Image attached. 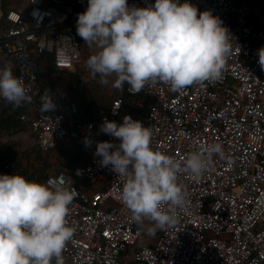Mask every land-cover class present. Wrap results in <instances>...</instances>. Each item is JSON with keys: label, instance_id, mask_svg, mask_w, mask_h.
<instances>
[{"label": "built area", "instance_id": "built-area-1", "mask_svg": "<svg viewBox=\"0 0 264 264\" xmlns=\"http://www.w3.org/2000/svg\"><path fill=\"white\" fill-rule=\"evenodd\" d=\"M13 1L0 15V66L11 65L27 87V99L15 106L22 110L19 120L42 155L59 148L81 155L78 165L48 171L42 181H62L76 191L67 214L75 232L63 252L65 264H264V67L257 52L264 29L253 21L249 0H192L221 16L232 33L220 79L182 90L156 82L129 91L125 82L108 111L88 120L76 100L63 105L61 94L40 78L46 57L60 72L80 64L87 43L76 22L88 0ZM128 2L147 6L149 0ZM43 93L54 96L55 108L41 111ZM126 114L151 126L153 148L180 158L221 142L228 157L214 155L199 177L179 174L188 203L177 223L155 234L146 231L151 221L141 225L131 218L119 199L118 174L94 154L96 141H118L100 131L104 118L122 121ZM14 172L21 174L0 161V173Z\"/></svg>", "mask_w": 264, "mask_h": 264}, {"label": "clouds", "instance_id": "clouds-1", "mask_svg": "<svg viewBox=\"0 0 264 264\" xmlns=\"http://www.w3.org/2000/svg\"><path fill=\"white\" fill-rule=\"evenodd\" d=\"M77 33L91 48L86 65L114 87L129 84L139 91L164 82L182 90L196 82L222 77L232 51V33L212 9L200 10L192 0H88L78 13ZM264 67V45L257 49ZM28 97L22 78L11 65L0 66V98L20 105ZM41 111L56 107L43 93ZM100 131L116 138L96 141L95 156L111 166L121 182L119 199L149 234L177 223L188 194L178 182L181 172L203 175L214 155L226 157L221 142H212L176 157L152 146V128L131 114L122 121L104 118ZM93 138L85 137L91 145ZM76 191L62 181H37L20 173H0V264H65L63 254L75 227L67 214Z\"/></svg>", "mask_w": 264, "mask_h": 264}, {"label": "rangeland", "instance_id": "rangeland-1", "mask_svg": "<svg viewBox=\"0 0 264 264\" xmlns=\"http://www.w3.org/2000/svg\"><path fill=\"white\" fill-rule=\"evenodd\" d=\"M2 1V0H0ZM4 9L0 8V12ZM95 49L91 48L86 44L82 48V58L80 64L69 66L68 71L74 72L77 78L73 81L69 80L68 77H64L65 82L70 85L66 87V90L61 92L63 98L68 96L71 99L76 100L82 108H94L98 112L105 111L110 100L114 94L118 92L119 87H114L112 81L115 79V75L109 77L108 83H102L100 74L93 75L91 70L86 65L88 56ZM46 66H41V71L44 75L43 83H52L53 86L57 85V82H61L63 79L59 74L54 73L57 77L54 81L50 80V75L45 71ZM69 97V98H70ZM12 103L0 98V115L5 108H8ZM14 117V110L10 113ZM6 141V143H4ZM4 144V145H3ZM4 147L15 151L14 154L20 159L23 164L27 167V170L33 173L35 176L44 174V168L40 161H37V150L34 136L31 134L30 129L17 121V119L8 120L6 123L0 125V154L4 156ZM16 148V149H14ZM8 149V150H9ZM7 153H10L9 151ZM48 171H51L50 169Z\"/></svg>", "mask_w": 264, "mask_h": 264}, {"label": "trees", "instance_id": "trees-1", "mask_svg": "<svg viewBox=\"0 0 264 264\" xmlns=\"http://www.w3.org/2000/svg\"><path fill=\"white\" fill-rule=\"evenodd\" d=\"M13 4H14L13 0H2V8L12 6ZM42 65L46 66L45 71L50 73V75L51 73L53 74L55 72L56 74L61 73L56 68L55 64L53 63V60L50 57H46V59L42 61L41 66ZM40 78L41 79L44 78L42 71H41ZM116 94L112 96L111 100L114 99ZM111 100H110V103H111ZM110 103L108 104L106 110L102 112H98L96 109L94 112L93 111L94 108H87V109L83 108L84 109L83 118L85 120H88V119H91V118H94L101 114L106 113L108 111ZM12 110H14L15 119H17V121L21 123V121L19 120V114L22 112V110L16 108L12 104L10 107L5 108L4 111L1 113L0 125L6 123L8 120L14 119V117L11 114H8ZM9 152L10 153L6 155V159L3 160L4 162L9 161L12 164V166H14L15 170H21V174L25 175L27 178L41 181V182L47 177L49 169L54 172H57L60 169H72L73 167L78 165L81 160L80 152L76 148H72L70 152L67 148H59L56 152L46 154L45 156L42 155L41 152L36 151L37 152L36 160L40 161L41 164L43 165L44 174H41V175L36 174L35 176L33 173L27 170V167L23 164V162L20 159L17 158L16 155L11 156V154H14L15 152H12V150H9Z\"/></svg>", "mask_w": 264, "mask_h": 264}, {"label": "crops", "instance_id": "crops-1", "mask_svg": "<svg viewBox=\"0 0 264 264\" xmlns=\"http://www.w3.org/2000/svg\"><path fill=\"white\" fill-rule=\"evenodd\" d=\"M249 3L251 5V8H252V19L253 21L258 25L260 26L261 28L264 29V0H249ZM0 8L2 9V1H0ZM7 8V7H6ZM6 8H3L4 11L6 10ZM4 11L0 12V15L4 13ZM74 72H69L68 70H63L61 71V73H59V76L62 77V81L61 82H57V85L56 86H53L52 83H46V87L55 92V93H58V94H61V92L65 91L66 90V87H70V85H68L66 82H65V79L64 77H68L69 80L73 81L77 78V75L76 74H73ZM50 75V73H48ZM50 80L51 81H54L57 77H55L56 75H54V73L50 75ZM42 80H45L44 78ZM62 95V94H61ZM70 96H68L67 98H63L64 99V103L63 105L66 106V102L71 99V97L69 98ZM64 108V106H63ZM82 111L84 112V109L81 107ZM7 140H5L4 143H6ZM4 145V144H3ZM7 147H4L3 149H1V151L3 150L5 153H4V156L2 157V155L0 154V161H3L4 159H6V155L8 154L7 152L9 150H12V149H9ZM16 149V148H14ZM12 152H15L14 150H12Z\"/></svg>", "mask_w": 264, "mask_h": 264}]
</instances>
